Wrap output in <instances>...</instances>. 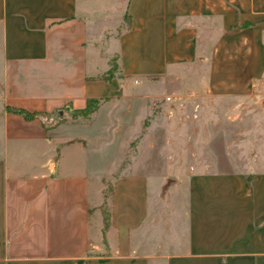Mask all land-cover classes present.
Returning a JSON list of instances; mask_svg holds the SVG:
<instances>
[{"label": "crops", "instance_id": "obj_1", "mask_svg": "<svg viewBox=\"0 0 264 264\" xmlns=\"http://www.w3.org/2000/svg\"><path fill=\"white\" fill-rule=\"evenodd\" d=\"M188 69L202 117L264 111V0H0V264H264V138L245 139L238 121L241 167L208 165L192 124L190 168L164 156L165 170L117 180L111 220L93 238L91 178L114 165L70 133L92 123L66 121L68 111L97 98L93 119L121 105L147 113L156 83L184 84ZM182 177L184 225L178 204L149 190Z\"/></svg>", "mask_w": 264, "mask_h": 264}, {"label": "rangeland", "instance_id": "obj_2", "mask_svg": "<svg viewBox=\"0 0 264 264\" xmlns=\"http://www.w3.org/2000/svg\"><path fill=\"white\" fill-rule=\"evenodd\" d=\"M105 46L106 43L103 42L102 47ZM112 48H116V43H111L110 47L106 46V50ZM93 61L95 60H91L92 64ZM100 62L101 60L98 59V63ZM184 74V84L181 82L166 87L161 83H156L153 90H158V93H154L149 98L150 108L147 113L144 109L142 110L141 106L136 105L131 111H128V108L123 105L116 106L111 113L104 112L96 116L95 119L93 118L99 109L90 116L74 115V110L68 111V116L65 117L66 121L81 122V124L92 123L89 126L70 127V133L74 136L86 135L91 146H98L95 148L94 160L99 165L103 167L114 165L112 172L100 181L91 178V199L93 203L99 201L101 212L100 215L94 214L93 217L92 232L95 240L102 239L99 224L104 229L111 220L114 185L117 180L128 174L141 171L165 170L168 165L162 159L164 156L167 160L175 159L176 156L180 158V161L172 166L176 167V170L182 175L185 170L190 168L189 158L196 155L198 149L189 146L195 134L191 130L192 124L197 123L198 131L195 135L203 143V147H200L199 150L212 157V161L208 165L227 171H235L241 167L242 164H238L235 159L236 141L241 138L242 134L238 128V122H243L241 117L236 116L234 109H230L228 114L221 110L215 115L202 117L200 103L197 100L194 102L195 95L192 92L195 91V84L191 80L194 79L196 71L188 69ZM181 85L185 92H176V87L179 88ZM168 95L175 96L174 103L166 100ZM171 109L173 115L170 114ZM245 117L247 120L243 123L247 124L245 128L248 127V129L242 134L244 138L252 140L253 134L259 132L263 133L264 138V129L258 131L264 125V111L255 116L249 113ZM56 119L59 120L58 115H56ZM252 148L249 146L247 149L252 151ZM253 150L256 153L257 148H253ZM175 180L157 178L155 183L150 185L149 190L152 191L155 198L162 196L163 201L158 199L161 203L175 201L178 204L176 209L181 213V217L180 215L173 217V221L180 218V224L184 225L187 179L182 177L177 182ZM163 184L164 188L161 192ZM171 187L173 188L169 190ZM181 235L183 236V233ZM112 236L113 234L111 240H113Z\"/></svg>", "mask_w": 264, "mask_h": 264}, {"label": "trees", "instance_id": "obj_3", "mask_svg": "<svg viewBox=\"0 0 264 264\" xmlns=\"http://www.w3.org/2000/svg\"><path fill=\"white\" fill-rule=\"evenodd\" d=\"M115 66L110 69V72L114 71ZM112 73L109 74V77ZM108 77V76H106ZM103 100L97 98H91L88 100L87 106L83 109H74V115L90 116L94 114L101 106ZM15 112L23 114L26 118H32L38 115V113H31L21 108H13Z\"/></svg>", "mask_w": 264, "mask_h": 264}, {"label": "built area", "instance_id": "obj_4", "mask_svg": "<svg viewBox=\"0 0 264 264\" xmlns=\"http://www.w3.org/2000/svg\"><path fill=\"white\" fill-rule=\"evenodd\" d=\"M175 99H176L175 96H171V95L166 96V100L168 102L174 103L175 102ZM170 114L173 115V110L172 109H171Z\"/></svg>", "mask_w": 264, "mask_h": 264}]
</instances>
